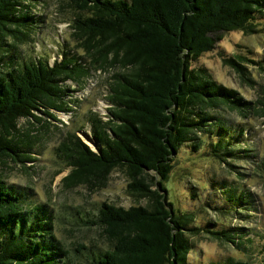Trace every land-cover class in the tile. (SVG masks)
<instances>
[{
  "label": "trees",
  "instance_id": "1",
  "mask_svg": "<svg viewBox=\"0 0 264 264\" xmlns=\"http://www.w3.org/2000/svg\"><path fill=\"white\" fill-rule=\"evenodd\" d=\"M26 1L0 0V157H28L22 149L28 134L18 137L16 119L41 120L39 113L50 116V108L66 110L65 80L78 81L89 68L110 70L106 112L85 113L94 148L67 131L54 153L69 168L63 180L70 184L103 179L118 169L127 177L128 191L145 198L128 206L101 201L83 219L101 230L107 246L79 243L75 250L82 264H185L188 235L204 230L230 241L242 235L241 227L217 226L209 219L195 223L193 210L169 198L166 180L180 147L227 165L248 150L235 149L245 139L242 122L216 110L264 116V83L248 101L192 61L222 33L250 31L264 0H64L72 8L71 46L61 41L51 60L43 52L20 61L10 53L5 58L15 43L6 37L25 41L39 19L25 9ZM246 59L252 60L235 52L222 60L251 84ZM252 156L245 151L243 157ZM253 166L264 176V150ZM207 185L223 188L227 212L239 215L238 206H252V199L224 178ZM187 191L195 196L190 186ZM27 195L25 186L0 176V264H78L51 231V208L27 203ZM210 264L248 263L228 255Z\"/></svg>",
  "mask_w": 264,
  "mask_h": 264
},
{
  "label": "rangeland",
  "instance_id": "2",
  "mask_svg": "<svg viewBox=\"0 0 264 264\" xmlns=\"http://www.w3.org/2000/svg\"><path fill=\"white\" fill-rule=\"evenodd\" d=\"M25 9L39 16V19L29 32L30 38L25 41L19 42L10 36L6 37L7 42L15 43L8 47L9 51H4L5 58L10 53L20 61L43 52L40 55H47L51 60L56 57L55 50L61 41L68 46L73 44L70 36L72 28L68 22L72 8L64 0H27ZM253 21L256 22L248 32L233 29L222 33L210 50L202 52L192 61V66L205 67L212 78L234 89L248 101L256 97L258 86L264 83V9L255 13ZM235 52L252 58L246 59L244 64L249 72L248 77L252 79L251 84L245 83L232 65L222 60ZM110 72L89 68L87 75L78 81L65 80L64 85L68 92L66 91L62 99L66 110L50 108V116L39 113L41 120H26L24 117L16 119L15 126L21 131L18 132V137L25 139V135L21 133L28 134L27 139L30 142L27 148L20 147L25 149L24 157H28L13 159V154L0 157V176L7 182L25 186L28 189L27 203H43L51 208V231L67 249L70 259L78 264L84 263L82 254L75 250L79 243H92V248L107 246L101 230L83 222L101 201L123 206L145 201L139 194L128 191L127 177L118 169L111 170L103 179L92 178L91 184H70L68 180H63L69 168L54 153V146L67 131L75 132L91 149L94 148L85 123V113L88 109L98 114L106 112L107 102L103 97L107 93ZM216 112L242 122L245 139L235 145V149L248 148L245 151L252 153V158L243 157L245 151L240 150L242 157L231 158V164L227 165L224 162L211 161L205 155L187 153L184 146L180 147L172 159V170L166 180L167 194L175 206H185L195 212V223L209 219L216 221L217 226L228 224L241 227L245 231L240 236L236 235L232 241L220 236L214 237L204 230L188 235L191 246L186 252L185 264H210L228 255L240 258L248 264H262L264 176L254 169L253 161L264 150V116L252 112L247 116H239L235 110L224 107L218 108ZM80 125H83L88 139L82 135ZM218 178H224L228 186H237L242 190L244 197L252 199V208L238 206L241 211L239 213H243L239 215L236 214L238 210L236 213L227 212V198L223 188H208L207 185L209 179ZM187 186L195 193L192 198ZM229 192L236 195L235 190L231 189Z\"/></svg>",
  "mask_w": 264,
  "mask_h": 264
},
{
  "label": "water",
  "instance_id": "3",
  "mask_svg": "<svg viewBox=\"0 0 264 264\" xmlns=\"http://www.w3.org/2000/svg\"><path fill=\"white\" fill-rule=\"evenodd\" d=\"M82 135H83L85 138H87V139H88V135L86 134V132H85V131H82Z\"/></svg>",
  "mask_w": 264,
  "mask_h": 264
}]
</instances>
